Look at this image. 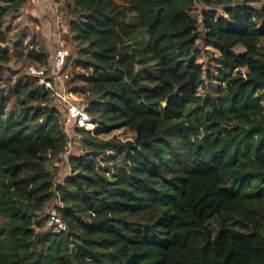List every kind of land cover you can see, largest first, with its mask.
Segmentation results:
<instances>
[{
  "label": "trees",
  "instance_id": "1",
  "mask_svg": "<svg viewBox=\"0 0 264 264\" xmlns=\"http://www.w3.org/2000/svg\"><path fill=\"white\" fill-rule=\"evenodd\" d=\"M27 5L0 0V264H264V0H64L65 71L91 75L66 88L96 125L67 162Z\"/></svg>",
  "mask_w": 264,
  "mask_h": 264
},
{
  "label": "built area",
  "instance_id": "2",
  "mask_svg": "<svg viewBox=\"0 0 264 264\" xmlns=\"http://www.w3.org/2000/svg\"><path fill=\"white\" fill-rule=\"evenodd\" d=\"M44 1L45 6L51 13L57 28L56 37L58 39V49L53 56V62L50 67L40 70L31 67L28 69V72L39 78L40 83L47 89L51 90L59 98L66 111L67 116L65 119V127L70 137V141L66 147L63 159L65 162H67L70 155L73 154L74 144L72 138L74 136V127H77L78 129L88 128L93 132L96 129V125L92 123L91 117L86 112V110L78 104L79 98L68 92L66 88V81L69 80L74 74L78 73H84L88 77L91 75L90 73L82 70L80 67H69V69L65 71L66 61L71 55V52L68 47L67 40H63L62 36L60 37V31H58V27H62V25H69V21H66L65 18L64 0ZM61 208H63V203L60 199H58L45 215L46 228L52 229V231L58 235L68 231V227L60 215L59 210ZM38 229L39 228H37V230Z\"/></svg>",
  "mask_w": 264,
  "mask_h": 264
},
{
  "label": "rangeland",
  "instance_id": "3",
  "mask_svg": "<svg viewBox=\"0 0 264 264\" xmlns=\"http://www.w3.org/2000/svg\"><path fill=\"white\" fill-rule=\"evenodd\" d=\"M115 1L117 3H119V4H121L123 0H115ZM26 7L27 8L24 10V16L22 18H20L19 20H17L16 22H14L15 25L23 27L26 24V22L30 23V29L32 28L33 30H35L34 32H36L37 36L39 34V36H42L43 39H45V36H46V33H47V32H45L46 31V27H44L40 23L37 24V23L31 22L30 21L31 19H35L30 13L27 12L30 9L31 5L30 6L27 5ZM194 15H195V17L197 19L201 20L200 10L198 8L195 11ZM40 20L42 21V18H40ZM37 21H39V20H37ZM44 34H45V36H44ZM66 35H67V32H66ZM66 35H65V33H63V37H66ZM43 42L46 44L45 40H43ZM199 46L201 47V53L199 55V62L202 63L204 67H207V68H210V69L214 70L215 69L214 68L215 67V62H214L213 59H215V57H217L218 53L217 52L213 53L211 51L210 54H207L206 51L204 50V48H202L201 44H199ZM79 101L81 103H83L80 98H79ZM263 105H264V101H263ZM113 135H117L123 141L130 140L134 136V134L129 132L128 130L122 129V130H119V131H116V132L112 133L111 135H107V136H103V137L105 139H109ZM72 140H73V144H75L76 137L73 136ZM73 151H74V149H73ZM59 167H60V173H59V175L57 177V182H62L64 180L65 176H67L68 174L71 173V168H70V166L67 167L65 165V163H62V162L60 163Z\"/></svg>",
  "mask_w": 264,
  "mask_h": 264
},
{
  "label": "crops",
  "instance_id": "4",
  "mask_svg": "<svg viewBox=\"0 0 264 264\" xmlns=\"http://www.w3.org/2000/svg\"><path fill=\"white\" fill-rule=\"evenodd\" d=\"M28 5L30 7V9L27 11L28 13H30L36 20H39L38 22L43 25L44 27H46V36H45V42L47 44V49L48 51L51 53L52 58L55 55L57 49H58V39L56 37L57 34V28L55 26V22L54 19L52 18L51 13L47 10V7L45 6V1L44 0H28ZM40 18H42V21L40 20ZM53 27V28H52ZM52 31V32H51ZM58 31H60V37L62 36V39L67 40L68 44H69V39H70V35H69V25H62V27H58ZM68 37H63V33H65ZM66 35V36H67Z\"/></svg>",
  "mask_w": 264,
  "mask_h": 264
}]
</instances>
